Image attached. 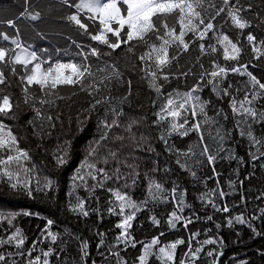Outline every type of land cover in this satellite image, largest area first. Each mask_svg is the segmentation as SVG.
Segmentation results:
<instances>
[{"label":"snow or ice","instance_id":"6c2138e0","mask_svg":"<svg viewBox=\"0 0 264 264\" xmlns=\"http://www.w3.org/2000/svg\"><path fill=\"white\" fill-rule=\"evenodd\" d=\"M60 3L75 10L63 18L74 24L91 41L96 42V45H90L87 50L77 45L80 48L76 53L79 59L67 61L56 59L51 62L42 59L36 51L30 50L19 38H13L11 43L14 48L0 46V85L8 84L5 68H9L13 76L19 75L22 102L30 106L34 112V118L28 120L27 125L31 127L32 135L39 141L51 135L47 129H54L58 121L62 123L63 112L58 102L71 107L68 102H74L73 98L79 94L84 93L89 98L87 106L82 107L76 116L79 132L84 131L92 113L100 107L104 108V117L97 122V129L102 134L89 144L87 155L71 177L72 184L68 195L73 197L75 202L69 201V211L78 216L88 217L91 214L87 206L88 200L95 198L99 202L98 190L108 194L107 214L118 218L114 225L115 229L119 230L115 242L107 245L108 254L115 258V264H128L120 255L118 250L120 245H124L126 249L129 246L134 248L138 243L142 245V251L137 257L136 264H149V258L153 256L160 264H176V251L179 246L185 244L187 251L179 264H196L200 254L204 252L205 245L222 246L223 240L208 238L199 241L197 237L200 236V232L196 231L189 235L187 241L180 238L162 243L161 237L165 233L160 232L159 236L153 237L150 242L143 243L137 241L132 234L138 214L145 211L150 202L174 204V209L165 221L171 230H175L178 225L188 229L193 219L184 216L183 213L186 207L191 206L186 203V189L181 190L175 181L172 182L171 188H166L164 183L156 178L155 173L161 171L157 160H153L152 167L143 173L140 171L138 161L143 157L137 156L136 152L154 153L157 157L160 155L149 143L148 136L144 133L138 136L134 131L146 117L132 118L123 125V132H113V129L122 127L121 118L125 115L122 106L130 104L133 83L130 79L126 81L122 79L123 73L117 62L109 63L103 58L111 57L117 49L126 48L127 53L135 61L132 63L133 69L142 74L141 79L155 93L152 106L156 110L153 112L155 119L152 125L161 129L157 138L164 144L166 152L174 156L175 164L195 180H199V177L189 165V161L197 155L203 157V161L197 159L195 163L201 164L206 161L213 173L208 179H216L220 175L215 167L218 158L244 163L243 157H237L225 148V141L231 137L232 132L224 127L221 119L223 121L231 119L233 128L241 137H247L250 145L256 149L255 153H250L252 161L264 159L262 150L264 133L258 137L254 129L257 124L264 125V82L248 71L250 61L242 63L245 46L240 40H234L223 31V26L218 30L214 23L217 17L224 13L231 27L243 33L245 29L251 27L250 21L242 15L243 7L234 4L230 6V0H222L223 6L219 7L212 0H60ZM22 15L36 21L40 19L41 14L25 9ZM8 23L15 27L12 21ZM0 35L5 41L10 39L8 35L2 33ZM246 40L254 58L256 60L264 58V39L257 40L253 33L248 32ZM104 48L110 51H104ZM193 48L197 52L194 64L192 66L182 64L181 58ZM137 49L142 51L137 54ZM204 58H208L207 67ZM196 65L199 67L198 73L193 71ZM17 66L23 70L22 74L18 72ZM230 75L247 76V83L242 89L239 87L233 89V84L229 82ZM189 76H192L195 82L187 90L181 91L178 88L166 90L165 86L170 84L172 79L186 80ZM113 80L126 88L119 97L111 96L109 85ZM207 87H210L217 100L227 98L230 114L219 108L215 110L214 116H209L208 109L212 101L201 96ZM105 90L108 92L107 95ZM14 109H19V102H14L12 95L0 88V180L6 178L11 189L22 190L29 197H32L34 192L47 195L54 190V181L45 177L42 182L35 175L36 165L32 162L30 150L21 147L24 137L5 122L17 118ZM69 120L71 121V117ZM208 125L216 126L215 136H212L211 131L208 133L217 142L215 152L206 141L205 127ZM193 134L197 140L189 144L187 150L178 149L170 143L174 136L185 138ZM109 141L113 147L109 146ZM101 148L104 149L103 152ZM197 148L199 153L196 151ZM126 149L131 151L126 152ZM71 150L70 140L56 145L51 155L58 167L69 162ZM222 152H227V155L221 156ZM260 167L264 168V164ZM162 170L171 171L168 167ZM236 174L238 177L239 169L236 170ZM141 180L146 182V186L143 198L137 199L133 192ZM204 183L207 187V182ZM239 183L242 185L244 181L239 180ZM236 184L237 181L229 180V189L235 191ZM216 185V188L202 193L199 199L215 212L230 213L231 209L227 204L218 205L214 199L217 196L223 199L229 194L220 187L219 179H216ZM79 189L86 191L88 197L80 196ZM262 197L264 193H261L258 199ZM91 211L99 212V218L103 219V213L99 209ZM260 212L264 216V208L260 209ZM18 215L38 214L27 210L8 214L0 212V223L6 221L9 226H13ZM212 219L211 215L207 217L209 221ZM150 220L156 227L161 225V219L156 215H151ZM53 223L52 219L46 220L42 235L55 244L59 233L51 231ZM226 223L228 227H232L234 223L248 224L254 234L262 235L242 213L229 215ZM216 227L220 228L221 225L216 224ZM96 234L100 237L97 248L105 247L107 233L98 231ZM26 239L19 227H15V230L6 237L0 236V249H4L0 251V264H18L15 257L26 258V264H51L50 257L54 255L55 249L52 247L47 250L41 249L39 255L33 256L36 243L25 249ZM5 246L12 247L15 251H8ZM88 249V242L81 240L80 253L84 264H87L85 258L89 256ZM215 251L209 250L207 256L214 257ZM100 255L104 256V253L101 252ZM219 255H223L222 251L213 258L212 264H217ZM261 255H264V252ZM92 264L96 262L92 261ZM240 264H247V261H241Z\"/></svg>","mask_w":264,"mask_h":264},{"label":"trees","instance_id":"16d2710c","mask_svg":"<svg viewBox=\"0 0 264 264\" xmlns=\"http://www.w3.org/2000/svg\"><path fill=\"white\" fill-rule=\"evenodd\" d=\"M212 2L218 7L223 6L222 0H212ZM233 4L243 7L242 15L250 21L251 27L240 33V30L231 27L230 21L227 20L224 13L217 17L214 23H216L218 30L223 26V31L227 32L234 40H240L245 46L242 63L250 61L248 71L264 82V58L256 60L246 40L248 32L253 33L257 40L264 39V0H230V6ZM25 9L28 12H40V19L32 21L29 17L22 15ZM73 11L75 10L62 5L60 0H27V2L26 0H0V33L8 35L10 38L5 41L3 36L0 35V46L14 48L15 46L12 45L11 39L19 38L26 47L36 51L42 59H47L51 62L56 59L63 61L73 58L79 59L76 56V53L80 51L77 45L87 50L90 45L95 46L96 42L91 41L74 24L63 18ZM8 21H12L15 27L10 26ZM104 51L110 50L104 48ZM140 51L142 49H137V54ZM196 55V49L193 48L190 53L181 58V63L192 66ZM103 59L109 63L117 62L123 73L122 79L125 81L130 79L133 83V96L130 104L122 106L125 112V115L121 118L122 127L113 129V132H123V125H126L132 118L140 119L141 117H146V119L141 121L139 128L134 129V131L137 132L138 136L140 133L148 136L149 143L155 147L160 155L157 157L154 153L136 152L137 156L143 157V159L138 161L141 166L140 171L143 173L147 168L152 167L153 160H157L161 171L155 173L156 178L164 183L166 188H171L172 182L175 181L179 184L181 190L186 189V203L191 206L185 208L183 215L191 217L193 223L189 225L188 229L178 225L175 230H171L167 227L165 221L168 214L174 209V204L171 202H150L147 209L139 213L137 220L134 222L132 234L135 239L148 243L153 237L159 236L160 232H164L165 235L161 237L162 243H168L180 238L187 241L191 233L199 231L200 236L197 237L199 241L216 238L217 240L222 239L224 243L222 246L220 244L205 245L204 252L200 254V259L196 261V264H212L213 258L221 251L223 255L218 256L217 264H240L241 261H247V264H264V255H261L264 252V216L260 212V209L264 208V197L258 199V197H261V193H264V168L260 167L261 164H264V159L255 162L251 160L250 153H255L256 149L250 145L247 137L239 135V132L233 128L231 119L228 121L221 119L220 122L224 127L232 132L231 137L225 141V148L233 152L237 157H243L244 163L240 164L237 160L218 158L215 167L220 175L216 179H219L220 187L229 194L223 199L218 196L214 199L218 205L227 204L231 212H215L199 199L202 193L217 187L216 179H208L209 176L213 175L211 166L207 165L206 161L196 164L195 161L197 159L203 161L204 158L199 155L193 157L189 161V165L197 172L199 180H195L175 164L174 156L166 152L164 144L157 138L161 129L152 125V121L155 119L153 112L156 110L152 106L155 93L141 79L142 74L138 70L133 69L132 63L135 61L127 53L126 48L123 50L117 49L111 57H104ZM93 61H95V58H93ZM204 63L207 67L208 58H204ZM17 68L18 72L22 74L23 70L19 66ZM4 70L8 77V84L0 85V88H3L5 93H10L14 102H19V109H14L17 118L15 120H6L5 122L20 136L24 137L21 147L30 150L32 162L36 165L35 175L42 182L45 177L52 179L55 188L47 195L34 192L33 196L29 197L22 190L15 191L11 189L6 178L0 180V212L8 214L27 210L38 214L32 216L18 215L13 222V226H9L6 221L0 223V236L6 237L11 231L15 230V227L21 228L27 238L24 245L25 249L30 248L34 242L36 243V251L33 256L39 255L41 249L47 250L49 247L55 249L54 255L50 257L51 264H84L80 253V241L86 240L89 244V256L85 258L87 264H92V261H95L96 264H115V258L108 254L107 245L115 242V236L119 230L115 229L114 225L118 218L107 214L108 194L103 190H98L99 202L95 198L88 200L87 206L91 213L88 217L78 216L69 211V201L75 202L74 198L68 195L71 190V177L87 155L89 144L102 134L97 129V122L104 117V108L100 107L96 112L92 113L91 119L86 122L84 131L79 132L76 116L82 107L87 106L89 98L86 94L81 93L73 98L74 102H68L71 107L65 106L63 102H58L63 112L62 123L58 121L54 129H47L51 132V135L46 136L43 141H39L32 135V129L27 125V121L34 118V112L30 106L22 102V85L19 75L13 76L9 68ZM193 71L198 73V65L193 68ZM247 80V76H229V82L233 84V89L237 87L242 89ZM194 82V78L189 76L186 80L183 78L180 80L172 79L171 83L165 87L167 91H171L174 88L184 91L190 88ZM109 87L112 97H119L126 91L125 86L115 80L111 82ZM107 94L108 92L105 90V95ZM240 95L242 96L243 92ZM201 96L203 99L212 101L208 109L209 116H214L215 110L219 108H223L230 114L227 98L217 100L210 87L205 88ZM114 103H118V101H114ZM69 117H71V121ZM215 127L214 125L205 127L206 141L213 152L217 151V142L212 139V136H215ZM254 129L258 137L264 133V125L257 124ZM209 131H211L212 136L208 135ZM66 140H70L72 143L71 158L65 166L58 167L51 153L58 143L63 144ZM196 140L195 134L185 138L174 136L170 143L174 144L178 149L187 150L188 145ZM108 143L110 147L114 146L111 141ZM38 144L41 146L37 147ZM101 151L103 152L104 149L101 148ZM125 151H131V149H126ZM196 151L199 153V148ZM220 155L226 156L227 152H222ZM164 167L170 168L171 171L164 172L162 170ZM237 169H239L238 177L236 174ZM229 180L237 181L235 191L229 189ZM239 180H243L244 183L241 185ZM204 181L207 182V187H205ZM145 186L146 182L141 180L133 192L135 198H143ZM78 194L86 198L89 195L83 189H79ZM92 209H99L103 213V219L99 218V212L91 211ZM241 213L262 235L254 234L248 224L234 223L232 227L227 226L226 218L229 215L235 216ZM151 215H156L161 219L159 227L152 224ZM209 215L213 217L211 221L207 220ZM253 217H257V219H253ZM47 219L54 221L51 231L59 233L55 244H52L49 239H45L44 235H42ZM216 224H220L221 227L217 228ZM98 231L107 233L106 246L100 249L97 248L100 239L96 234ZM76 237H79V239ZM193 243L195 246V241ZM5 247L8 251H15L12 247ZM213 249L216 250L214 257L207 256V252ZM118 250L120 255L128 261V264H136L137 257L142 251V245L138 243L136 247L129 246L126 249L124 245H120ZM0 251H4V249H0ZM186 251V244L178 247L176 264H179V261L184 258ZM101 252L104 253V256L100 255ZM15 259L18 264H26V258L15 257ZM149 264H160V261L153 256L149 258Z\"/></svg>","mask_w":264,"mask_h":264},{"label":"rangeland","instance_id":"374dc122","mask_svg":"<svg viewBox=\"0 0 264 264\" xmlns=\"http://www.w3.org/2000/svg\"><path fill=\"white\" fill-rule=\"evenodd\" d=\"M21 176H22V178H23V173H21Z\"/></svg>","mask_w":264,"mask_h":264}]
</instances>
